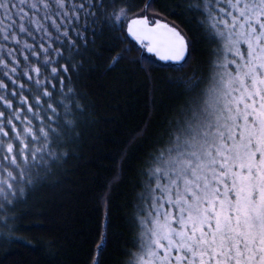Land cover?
<instances>
[{"label":"snow or ice","instance_id":"snow-or-ice-1","mask_svg":"<svg viewBox=\"0 0 264 264\" xmlns=\"http://www.w3.org/2000/svg\"><path fill=\"white\" fill-rule=\"evenodd\" d=\"M156 4L0 0L5 252L32 245L18 235L32 227L20 223L31 213L17 209L79 139L90 115L80 77L107 33L121 42L131 36L175 71L192 67L167 81L183 101L162 121L136 172L122 230L111 232L123 236L126 228L123 243L108 239L111 193L124 182L128 159L123 149L118 153L121 161L98 194L104 221L86 264H264V0H178L169 14L182 17L179 23L165 19L164 5ZM190 23L207 46V60L194 55Z\"/></svg>","mask_w":264,"mask_h":264},{"label":"trees","instance_id":"trees-1","mask_svg":"<svg viewBox=\"0 0 264 264\" xmlns=\"http://www.w3.org/2000/svg\"><path fill=\"white\" fill-rule=\"evenodd\" d=\"M177 2L157 0L154 6L164 5L161 11L165 19L179 23L182 17L174 11L169 14ZM188 28L192 29L190 35L197 48L194 55L207 60V46L198 43L199 31L194 23ZM93 47L80 77L82 91L87 94L89 118L82 125L79 139L70 145L66 162L33 189L26 203L17 209L18 213H31L24 215L20 223L32 225L18 235L32 241V245L39 242L43 246L21 243L7 252L0 248L3 264H86L104 221L105 208L98 194L114 172L113 165L120 163L118 153L122 149L128 159L123 161L124 182L112 189L108 239L123 243L129 235L126 228L123 236L111 232L122 230L118 225L127 211L126 200L133 196L132 182L153 149L162 121L173 116L174 108L183 101L176 94L178 89L167 81L190 72L192 65L175 71L170 62L142 50L131 36L121 42L106 33ZM125 48L130 50L123 51ZM118 55L121 58L114 61ZM52 240L55 243L49 244Z\"/></svg>","mask_w":264,"mask_h":264}]
</instances>
